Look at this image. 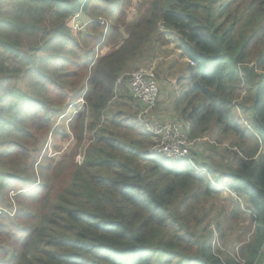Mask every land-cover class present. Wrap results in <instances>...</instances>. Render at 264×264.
I'll return each mask as SVG.
<instances>
[{"label":"trees","instance_id":"trees-1","mask_svg":"<svg viewBox=\"0 0 264 264\" xmlns=\"http://www.w3.org/2000/svg\"><path fill=\"white\" fill-rule=\"evenodd\" d=\"M129 1L0 0V264L262 263L264 0H146L126 24ZM168 33L192 64L176 120L226 145L191 147V164L148 152L127 84ZM23 36L38 38L25 54ZM50 133L73 139L61 159Z\"/></svg>","mask_w":264,"mask_h":264},{"label":"rangeland","instance_id":"rangeland-1","mask_svg":"<svg viewBox=\"0 0 264 264\" xmlns=\"http://www.w3.org/2000/svg\"><path fill=\"white\" fill-rule=\"evenodd\" d=\"M142 1H146V0H130L129 1L127 9L125 11L126 16H127L126 21H125L126 24L128 22H132L134 20V18L136 19L135 12L137 11L139 3H142ZM12 4H13V2H4L3 8H9ZM44 24L48 30H52V29H54L55 21L53 19H50L49 17H46V19L44 20ZM109 24L110 23H108V25ZM126 24H124V26ZM167 35H169V33ZM168 38L169 37H167V40H168ZM37 41H38V38H34V37L27 38V37L23 36L20 39V45L22 46L21 52L23 54L27 53L30 50L29 46L34 45ZM175 43H176L175 39L171 38L170 40H168V45L162 48L161 55H159L158 57H152L151 59H149V61H143V62H141L140 66L132 67V70H130V72H133L139 68H143V69L149 70L154 75V78H155V80L158 84V88H159L158 101H157V104H156L155 109L153 111L154 120L156 119L160 122H165V124H169V125L173 124L172 122L187 123L184 121H177L176 115L172 111V108H168L169 106H166V104H167V102L173 101L174 95H176V93L178 95V88L175 86L176 78L179 77L180 75H182V72L186 69L187 65H192L187 58L182 57L180 55V51H178V49H176ZM109 48H110V46H108V49ZM97 54H98V52H97ZM100 55H101V52H99L98 56H100ZM8 56H9V54L3 55V57H8ZM149 56H153V53L151 50L149 51V53L146 54L145 59ZM130 72L128 74H130ZM22 89L24 91H28V88H27L25 83L22 85ZM77 103H78V105H76L77 107L72 106L71 108H68L67 112L64 115L65 117L63 119L61 118L62 117L61 116L60 118H58L56 120V122L54 123V128L57 127L59 130H64L68 133L69 129L67 130V126H68L69 122L72 119H74V117L77 115V113L81 110V106H82L81 99L78 98ZM137 104H138V102H135L136 108H137ZM170 107H172V106H170ZM140 109L141 108L139 106V109H135V111H134L135 121H136L139 128L143 129L144 132L148 133L146 131V129L137 120V114L140 112ZM162 112H164V113L161 114ZM165 117H167V118H165ZM167 119H169V120H167ZM126 134L129 137L131 136L130 133H126ZM131 137H134L133 134ZM47 138H48V140H47V144L45 146L46 147L45 150L48 152V154L50 156L54 157L55 159H61L64 156H66L74 144L73 139L71 138V135H70L69 139H66L61 134H58L55 136L53 133L52 134L50 133L47 136ZM151 140H152V138H151ZM208 140H210V139L196 140V141H194L192 148H194V149H196V151L200 152L199 149H197L196 147L201 146L200 150L207 151L208 153L211 152L213 154V153H218V152L220 153V150H222L226 146L225 144H220V143L215 142V141H212V142L209 141L211 144H213L211 146H213L214 148H208L205 145V143H202V142H206ZM206 143H208V142H206ZM43 153H44V151H43ZM201 156L204 159V155L201 154ZM81 160H82V158L80 155H78L75 158L76 163H78V162L80 163ZM199 170H202V169H199ZM205 179L208 180L206 177H205ZM229 196H230V194L228 192H225L223 195V198H221V204L220 205L228 208L229 207V201L227 199L229 198ZM245 228L247 231L249 229L248 225L242 227L240 229V231L241 232L245 231ZM231 236H232V233L229 234L228 238L225 240V244L223 243L222 246L220 244V241L217 239L218 238L217 235L215 236V239L213 240V242L215 243L216 246H218L220 244L219 247H221L222 250H224V247H226L227 243L231 241ZM12 242L13 241L8 240L6 242L8 244H6V245L12 246V244H11Z\"/></svg>","mask_w":264,"mask_h":264},{"label":"built area","instance_id":"built-area-1","mask_svg":"<svg viewBox=\"0 0 264 264\" xmlns=\"http://www.w3.org/2000/svg\"><path fill=\"white\" fill-rule=\"evenodd\" d=\"M127 84L131 97L141 108L137 120L154 141L148 152L171 162L187 161L191 164L193 159L190 149L194 141L189 140L188 124L172 122L173 124L169 125L154 120L153 111L159 95L154 75L147 69L139 68L127 75Z\"/></svg>","mask_w":264,"mask_h":264},{"label":"crops","instance_id":"crops-1","mask_svg":"<svg viewBox=\"0 0 264 264\" xmlns=\"http://www.w3.org/2000/svg\"><path fill=\"white\" fill-rule=\"evenodd\" d=\"M169 38H168V40H170L171 38H174L173 36H172V34H169V36H168ZM175 39V38H174ZM166 106H169L168 108H172V107H170L171 106V103L170 102H167V104H166ZM173 111V110H172ZM171 111V112H172ZM164 112H162L161 114H163ZM165 118H167V117H165ZM167 120H169V119H167ZM263 253H264V247H263V251H262ZM260 264H264V260H263V262L262 263H260Z\"/></svg>","mask_w":264,"mask_h":264}]
</instances>
